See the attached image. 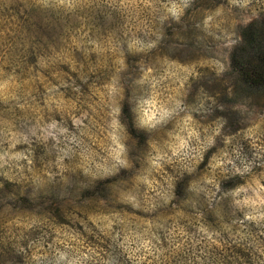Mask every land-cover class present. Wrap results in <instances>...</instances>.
Returning a JSON list of instances; mask_svg holds the SVG:
<instances>
[{
    "label": "rangeland",
    "instance_id": "obj_1",
    "mask_svg": "<svg viewBox=\"0 0 264 264\" xmlns=\"http://www.w3.org/2000/svg\"><path fill=\"white\" fill-rule=\"evenodd\" d=\"M261 14L0 0V264H264V99L230 67Z\"/></svg>",
    "mask_w": 264,
    "mask_h": 264
},
{
    "label": "trees",
    "instance_id": "obj_2",
    "mask_svg": "<svg viewBox=\"0 0 264 264\" xmlns=\"http://www.w3.org/2000/svg\"><path fill=\"white\" fill-rule=\"evenodd\" d=\"M260 18L252 19L243 26H238L235 47L230 53V67L234 72L237 87L234 96L241 98L246 103L264 99V14ZM237 35L239 38H237ZM221 97L224 96L221 94ZM128 105L122 108L125 115L130 116ZM230 123L236 122L238 117L230 118ZM127 129L134 131L133 122L127 118ZM206 159H204L205 161ZM234 180V179H232ZM176 185V190L178 185ZM105 187L97 183L92 188L81 187L79 199L86 195H104ZM43 197V195L41 194ZM49 196V194H48ZM20 201L25 199L23 195H17ZM59 197V196H58ZM104 197V196H103ZM54 199V197H52Z\"/></svg>",
    "mask_w": 264,
    "mask_h": 264
}]
</instances>
